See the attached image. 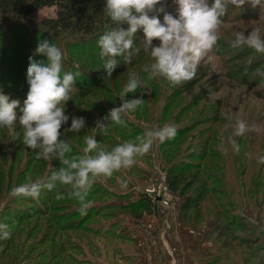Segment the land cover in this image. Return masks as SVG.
Instances as JSON below:
<instances>
[{
  "label": "rangeland",
  "instance_id": "obj_1",
  "mask_svg": "<svg viewBox=\"0 0 264 264\" xmlns=\"http://www.w3.org/2000/svg\"><path fill=\"white\" fill-rule=\"evenodd\" d=\"M176 7L172 0H165V11L174 17ZM53 15V9L40 10L30 16V25ZM162 16L160 13L161 22ZM3 21L0 18V24ZM253 25L259 27L264 37V0L255 8L229 4L221 17L218 40L200 62L196 75L179 85L157 77L148 81L146 88L126 93L125 99L142 96V105L134 112L122 114L123 125L108 122L103 136L95 128L96 121L119 106V93L129 73L135 71L142 79L146 76L141 68L151 58L142 51L143 33L137 32L134 41L141 48L139 53L128 64L117 57V67L107 80L103 67L84 56L81 49L70 47L67 39L46 37L62 50L64 70L80 73L66 102L65 112L70 119L61 126L64 134L60 138L71 147L69 157L82 155L84 137L93 133H97L101 147L110 149L134 140L147 128L172 124L177 132L170 140L154 142L147 153L135 157L131 167L121 168L108 178L95 177L87 196L91 206L81 215L78 201L70 195V185L58 184L52 191L41 189L36 199L11 194L19 184L46 180L61 165L51 156L48 160L36 159V150L22 143L18 123L13 127L15 136L0 128V224L10 230L8 238L0 239V264H165L164 251L173 256L180 254L179 246L166 242L168 237L173 241V233L178 229L201 240L199 254L212 261L206 263L198 258L200 264H264V163H257V157L264 155V54L247 46H230L236 32L247 35ZM19 33L7 34L3 29L0 35V91L10 101L18 100V107H22L29 89L26 70L29 58L33 59L31 50L44 39L31 31L23 33L25 40L21 39L20 45L24 49L19 48L16 53ZM9 38L13 49L4 45ZM92 57L100 58L99 53ZM73 115L84 117L85 126L80 132H65ZM238 120L254 125V130L235 135ZM232 141L239 145V152L233 149ZM171 142L172 157L167 161L162 153ZM190 151L202 156L201 164L206 169L200 170V176H205L207 189L214 194L204 200L200 216L190 211L184 225L179 204L170 214L158 207L141 218L116 209L128 201L116 199L114 194H129V201L135 202L146 187L162 175L167 177V169L175 160L185 158L184 152ZM203 170L206 171L202 173ZM204 179L194 183L187 196L201 188ZM185 200L186 197L181 198L182 202ZM19 216L21 220L17 219ZM148 218L158 237L159 260L151 256L150 247L146 249L142 244ZM208 227V236L198 235ZM133 250L137 255L135 262L125 258Z\"/></svg>",
  "mask_w": 264,
  "mask_h": 264
},
{
  "label": "clouds",
  "instance_id": "obj_2",
  "mask_svg": "<svg viewBox=\"0 0 264 264\" xmlns=\"http://www.w3.org/2000/svg\"><path fill=\"white\" fill-rule=\"evenodd\" d=\"M260 0H172L177 15L165 11V0H104L103 12L115 25L101 34L97 40L99 57L105 71L104 79L112 76L118 59L128 64L131 57L141 50L134 43L137 31L143 33L142 48L151 62L142 66L140 75L130 72L123 85L119 106L109 110L107 115L98 119L95 128L100 135L107 132L108 122L123 125L122 114L136 111L143 103L142 96L125 99L126 93H136L137 89L147 87L148 81L162 77L173 85L191 80L197 72L202 59L212 50L218 40L221 17L229 4L240 8L245 4L255 8ZM163 13L162 21L158 14ZM127 25L123 27L122 25ZM157 39L158 43H153ZM230 46H247L255 52L264 54V37L258 26L253 25L247 35L236 32ZM35 52L45 59L29 58L26 81L29 85L22 107L18 100H9L0 91V128L7 129L9 136H15L13 127L19 124L22 129V143L35 151V158L48 160L53 157L60 167L53 170L46 180L29 181L17 185L12 195L36 199L41 189L52 191L57 185H70V195L78 201V211L85 214L91 206L87 199L93 179L98 176L111 177L121 168H129L135 157L147 153L156 141L163 142L175 137V125L164 124L158 128H147L134 140H126L110 149L101 147L96 139L97 133L84 137L82 155L69 157L71 152L68 141L63 136L61 126L70 117L65 112L66 102L73 94L79 71L64 70L62 50L48 40L38 42ZM211 57H209L210 59ZM264 75V73H261ZM85 126L82 116L71 117L65 132H80ZM238 120L235 135H243L254 130ZM232 147L239 152V145L232 141ZM257 163H264V155L257 157ZM126 183V182H125ZM59 199V195H57ZM10 235L7 225L0 224V239Z\"/></svg>",
  "mask_w": 264,
  "mask_h": 264
},
{
  "label": "trees",
  "instance_id": "obj_3",
  "mask_svg": "<svg viewBox=\"0 0 264 264\" xmlns=\"http://www.w3.org/2000/svg\"><path fill=\"white\" fill-rule=\"evenodd\" d=\"M43 9H53L54 15L47 16L36 25L34 24L31 26L30 16ZM103 9L104 0H0V18L4 20L3 23L0 24V35L3 29L7 34L13 31L20 32V35H18L15 40L17 43L16 53L19 52V48L21 50L24 49V46L20 45V40H25L24 34L29 31L43 37L44 40H46V37H52L54 40L64 37V39H67L70 47L81 49L82 53H85L83 54L84 56L102 66L100 58L95 59V57H92V54L99 53V48L97 47L99 36L103 34L104 31L115 26L103 12ZM161 15H163V13H161ZM122 26L127 27L126 24ZM137 32L142 33L140 30ZM73 40L76 42L75 44L72 43ZM154 40L157 39L154 38ZM11 44L10 38L8 39V43H4V45H7L6 47L8 49H13ZM33 49L31 50L33 59H35L34 56L39 59L43 58L41 54L35 52L36 48ZM172 145L173 143L162 153L165 155L167 161L172 157L169 151ZM183 155H186L185 158L175 160L167 169V180L170 189L174 193H177L181 198L186 197V200L181 203L180 212L181 219L184 221L183 224L187 225L185 221V217L188 216L187 214L191 213L190 211H194L196 217L200 216L204 206V200L209 197V195L214 194L211 193L212 189H207L204 174V178L200 176V170L206 169V166L201 164L202 156L195 154L193 151L184 152ZM204 171L206 170H203L202 173H204ZM202 179H204V181L199 185L201 188H196L192 196H187L188 190L193 187L194 183ZM114 195L113 197L116 199L128 201L125 205L117 206L116 209L124 210L135 218H141L144 213L151 211V201L144 194L132 203L129 201V194ZM17 219L21 220V216ZM77 227L78 225L76 228Z\"/></svg>",
  "mask_w": 264,
  "mask_h": 264
},
{
  "label": "built area",
  "instance_id": "obj_4",
  "mask_svg": "<svg viewBox=\"0 0 264 264\" xmlns=\"http://www.w3.org/2000/svg\"><path fill=\"white\" fill-rule=\"evenodd\" d=\"M142 193L146 195L151 201L152 211H150V213L151 212L153 213L159 207L160 209H162L163 212L165 211L164 209H167L170 214L171 212H175V209L177 208L178 204L181 205L182 203L181 197L170 189L166 175H162L160 180L146 187ZM157 198H159L160 201H156ZM147 222H148L147 231L144 234V239L142 240V244H145L146 249L150 247L152 249L151 256L159 260L161 257L159 255L160 249H159L158 237H157L156 232H154V226H153L152 221L149 220L148 218ZM210 232H211V229L208 227L205 230H203L204 234H201L198 232V235L208 236ZM160 237L162 239L161 235ZM210 245H211V242L208 241V246L210 247ZM176 251H177L176 248L172 249L173 253H176ZM155 262H158V261H155Z\"/></svg>",
  "mask_w": 264,
  "mask_h": 264
},
{
  "label": "crops",
  "instance_id": "obj_5",
  "mask_svg": "<svg viewBox=\"0 0 264 264\" xmlns=\"http://www.w3.org/2000/svg\"><path fill=\"white\" fill-rule=\"evenodd\" d=\"M168 239L166 240L168 245L179 246L181 250L178 256H173L172 254H165L164 251L165 264H194L196 263V261H197L196 264H200L198 263V258L199 259L202 258V260H204V262L206 263L212 261V260L209 261L211 259L210 257H208V259L206 260L207 257H205V255L202 256V254H199L201 251V247L203 246L201 244V240L197 236L188 235V233L184 229L181 230L178 229L173 233V238H171L173 239V241L172 240L169 241L170 239L169 240ZM135 251L136 250L130 251L128 253L129 258L127 256H125V258L127 260L129 259L130 261L134 260L135 262V260L137 259V255ZM216 258H219V256H217Z\"/></svg>",
  "mask_w": 264,
  "mask_h": 264
}]
</instances>
